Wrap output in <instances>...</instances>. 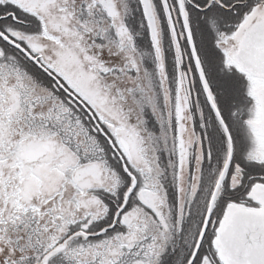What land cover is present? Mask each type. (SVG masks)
Listing matches in <instances>:
<instances>
[{"label":"snow or ice","instance_id":"obj_1","mask_svg":"<svg viewBox=\"0 0 264 264\" xmlns=\"http://www.w3.org/2000/svg\"><path fill=\"white\" fill-rule=\"evenodd\" d=\"M0 264H264V0H0Z\"/></svg>","mask_w":264,"mask_h":264}]
</instances>
